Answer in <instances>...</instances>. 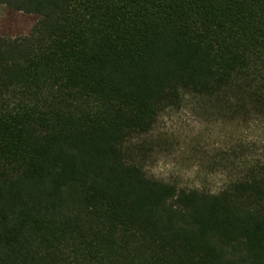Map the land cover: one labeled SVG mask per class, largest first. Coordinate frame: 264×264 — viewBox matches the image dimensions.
<instances>
[{"label":"trees","instance_id":"obj_1","mask_svg":"<svg viewBox=\"0 0 264 264\" xmlns=\"http://www.w3.org/2000/svg\"><path fill=\"white\" fill-rule=\"evenodd\" d=\"M0 6L35 19L0 33V264H264V0ZM186 110L222 144L155 177Z\"/></svg>","mask_w":264,"mask_h":264},{"label":"rangeland","instance_id":"obj_2","mask_svg":"<svg viewBox=\"0 0 264 264\" xmlns=\"http://www.w3.org/2000/svg\"><path fill=\"white\" fill-rule=\"evenodd\" d=\"M34 22L35 19L31 16L15 13L0 6V33L16 36L27 32ZM161 128L174 144L157 156L150 167L151 173L162 179L174 176L179 180H190L191 172L198 168L204 155L221 145L223 141L218 129L204 123L189 110L166 118Z\"/></svg>","mask_w":264,"mask_h":264}]
</instances>
